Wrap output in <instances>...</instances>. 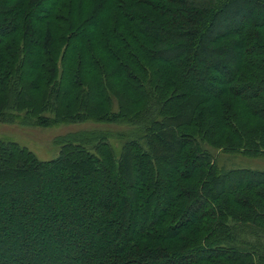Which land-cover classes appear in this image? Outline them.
<instances>
[{
    "label": "trees",
    "instance_id": "1",
    "mask_svg": "<svg viewBox=\"0 0 264 264\" xmlns=\"http://www.w3.org/2000/svg\"><path fill=\"white\" fill-rule=\"evenodd\" d=\"M112 80L138 111H110ZM67 88L71 115L44 116ZM80 122L113 128L50 161L0 139V264H264V170L206 147L264 156V0H0V124Z\"/></svg>",
    "mask_w": 264,
    "mask_h": 264
},
{
    "label": "rangeland",
    "instance_id": "2",
    "mask_svg": "<svg viewBox=\"0 0 264 264\" xmlns=\"http://www.w3.org/2000/svg\"><path fill=\"white\" fill-rule=\"evenodd\" d=\"M79 2V8L82 6L84 0H77ZM90 15H87V10L85 9L81 14L70 18V21L65 24L59 23V28L56 29L54 35L57 36V38L66 40V32H68L66 29L67 27L74 28L81 26L82 32V23H84V20H87L90 18ZM63 24V25H62ZM62 26V28H61ZM50 30V28H48ZM63 29V30H62ZM46 31L44 28L42 32ZM52 33L54 31L50 30ZM92 39V37H90ZM82 54L85 58V55L87 51L82 46L81 50ZM62 55V52L61 54ZM58 60V69L61 72L63 61L60 59ZM75 56H78L77 54ZM77 58L75 57L74 64L71 66V69L74 74L75 70H77ZM69 66V63L67 62V67ZM81 69V68H80ZM79 69V72H81ZM149 71H146L145 74L141 75L140 77L147 78V75H151L150 79L152 80V83H162L160 77H164L166 79H170L173 76V72L171 69H164V70H154V68L151 69V67H148ZM70 73V72H69ZM68 73V74H69ZM79 76L83 79V75L79 73ZM100 77V76H99ZM208 73H200L196 76V79L198 81H205L208 78ZM98 80V79H97ZM97 80L95 82H91L93 86L97 87ZM108 90L109 94L111 95L109 108L110 111L114 110L117 111L120 108L121 104H125L126 106L122 107L123 112H126L127 114L138 111L142 104H138L139 98L134 94V92H131L130 87L129 89L124 85L121 84V87H118L113 80L112 82H109ZM200 84V83H199ZM203 86L202 84H200ZM92 86V87H93ZM163 87V85H162ZM204 89V86H203ZM75 88L70 89L67 88V91L65 90L64 98H61V102L63 105L54 113H42L44 116L55 118L57 116H66L71 115V112L73 111V108H71L72 103L77 102V97L75 96ZM46 89L41 90L39 95L36 97L43 101ZM71 93V95H70ZM123 93H126V95H123ZM29 93L26 92V95ZM32 96V94H29ZM28 95V97H29ZM128 97V98H125ZM27 100V98H26ZM36 101V100H35ZM129 102V105L127 104ZM23 113L31 115H36L37 112H35V109L33 111H23ZM89 113V110H88ZM91 113V111H90ZM103 125H106L103 127ZM112 129V125L108 124H98V123H85L80 122L77 124H62V125H42V126H25L21 124H0V139H9L11 143L18 145L20 148L25 150L26 152H29L33 155V157L39 161H50L55 158H57L63 150L62 144H60V137L64 136L68 132H77L87 129ZM111 147L114 149L115 154L118 155L120 152L122 146L115 140L110 141ZM208 149H210L214 153L215 162L220 168H224L225 170L231 169V168H252L254 170H264V156H251V155H244V154H238V153H223L221 150L214 149L210 146H206ZM100 151V150H99ZM97 153V151H94ZM101 155V154H99ZM103 155H101L102 157ZM7 155L5 154V158ZM102 246V245H101Z\"/></svg>",
    "mask_w": 264,
    "mask_h": 264
}]
</instances>
